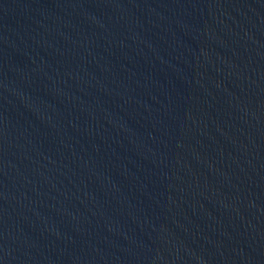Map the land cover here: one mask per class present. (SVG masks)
<instances>
[{
    "label": "water",
    "instance_id": "95a60500",
    "mask_svg": "<svg viewBox=\"0 0 264 264\" xmlns=\"http://www.w3.org/2000/svg\"><path fill=\"white\" fill-rule=\"evenodd\" d=\"M0 264H264V0H0Z\"/></svg>",
    "mask_w": 264,
    "mask_h": 264
}]
</instances>
